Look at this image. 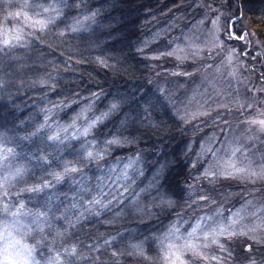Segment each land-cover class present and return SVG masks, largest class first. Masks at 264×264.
<instances>
[{
	"label": "trees",
	"instance_id": "trees-1",
	"mask_svg": "<svg viewBox=\"0 0 264 264\" xmlns=\"http://www.w3.org/2000/svg\"><path fill=\"white\" fill-rule=\"evenodd\" d=\"M36 1L61 2L62 15L9 46L0 40V264L6 244L19 264H170L166 237L192 209L191 138L141 45L180 0ZM226 1L264 45V0ZM17 9L0 0V30L23 23ZM86 15L96 22L74 29ZM102 113L87 136L71 131ZM88 151L102 155L85 160Z\"/></svg>",
	"mask_w": 264,
	"mask_h": 264
},
{
	"label": "rangeland",
	"instance_id": "rangeland-1",
	"mask_svg": "<svg viewBox=\"0 0 264 264\" xmlns=\"http://www.w3.org/2000/svg\"><path fill=\"white\" fill-rule=\"evenodd\" d=\"M6 1L19 8L23 23L0 30L2 41L62 15L61 2ZM212 1L180 0L141 45L159 91L191 138L192 209L181 211L169 230L168 259L172 264L169 245L175 251L189 242L207 259L184 249L177 255L185 264H264V45L234 4ZM95 22L86 15L73 26L82 31ZM79 120L75 134L87 127ZM206 170L217 175L206 176Z\"/></svg>",
	"mask_w": 264,
	"mask_h": 264
},
{
	"label": "snow or ice",
	"instance_id": "snow-or-ice-1",
	"mask_svg": "<svg viewBox=\"0 0 264 264\" xmlns=\"http://www.w3.org/2000/svg\"><path fill=\"white\" fill-rule=\"evenodd\" d=\"M44 11H48V9H44ZM10 15L19 16V15H21V13H15V14H11V13H10ZM35 24L39 25L41 31H43L44 28H45V26H46V24H45L44 21H35ZM21 39H22V37H21L19 34L14 35L11 39L7 38V34H5V38L3 39L2 43H3V45H5V46H9V45L12 44V41H13V40H15V41L18 42V41H20ZM116 109H117V105L113 104V105H111V107H110V109H109V112H114V111H116ZM108 115H109V113H102L100 117H94L92 123H90L87 127H85V128L83 129V131L79 133V135L87 136L88 133H89V131H90V129H91L92 127H94L95 124H96L97 122L102 123L103 120L107 119ZM259 123H260L261 125H264V120L259 121ZM49 139L59 140V137H58V136H56V137H50ZM91 143H92L91 141L88 142L89 145H91ZM119 143H120V141L117 140V139H112V140H108V141H106V144H107V145H114V144H119ZM9 151H11V150H9ZM101 155H102L101 152H96V153L94 154L92 151H88V152L86 153L85 160L96 159V158L100 157ZM132 163H135V161H130V165H131ZM130 165H129V166H130ZM126 167H128V166H126ZM75 171H77V168H75V167H70L68 164H65V165H64V172H65V173H68V172H75ZM16 175H17V176H20V175H21L19 169L17 170ZM122 175H123V177H124L125 179H130V177H128V175H127V171L123 172ZM205 175H206V176H210V177H215L217 174L214 173V172H210V171H207V170H206ZM228 175H232V173H228ZM55 178H56L57 181H59L62 177H61L59 174H57ZM48 186H49V185H48L47 183L43 184V188H47ZM2 187H3V185L0 184V188H2ZM26 190H27V191H41L42 189L39 188V187H35V188H31V189H26ZM7 195H8V193H7V191L5 190V191L3 192V194H2V196H0V199H3V198L6 197ZM94 202H95L96 204L101 203L100 200H96V201H94ZM19 207H20V209H22V208L24 207V205L21 203ZM4 211H7V206H6V205L4 206ZM17 214H19V209H17V212H14V213H13V215H17ZM38 215L42 216V215H44V214H43V213H40V214H38ZM199 227H200V225L197 224L196 227L192 229V232L189 233V236L194 235L195 232L197 231V229H198ZM223 231H224V229H221V232H222V233H223ZM15 243L18 244L19 242L16 241ZM12 247H14V244H6V245H5V247H4V260H3V264H19V260H18V259L10 258V257L13 256V253L9 252V248H12ZM136 247H137V250H138V254L141 255V256H143V255H144L143 249H142L140 246H136ZM174 248H175L174 245H169V253H170L169 258L172 260V264H176L177 261L179 262V264H185L184 260L181 258V255H177V252H181V253H182L184 249H187V250L191 251V252L193 253V255H195V256H200L202 259H207V257H204V256H203V255L197 250V246H196L195 244H192V243L186 242V243L183 245L182 248H179V249H176L175 251H173ZM25 251L27 252L28 256H31L32 249L27 248V247L25 246ZM72 251L74 252L75 250L73 249ZM15 256H16V257H19V256H20V253H19V252H16V253H15ZM146 258H147V257H146ZM212 259L215 260V259H217V258H216V257H212ZM24 264H29V262H28L27 259H25Z\"/></svg>",
	"mask_w": 264,
	"mask_h": 264
}]
</instances>
